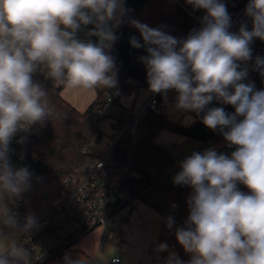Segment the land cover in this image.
I'll list each match as a JSON object with an SVG mask.
<instances>
[{"label": "clouds", "instance_id": "1", "mask_svg": "<svg viewBox=\"0 0 264 264\" xmlns=\"http://www.w3.org/2000/svg\"><path fill=\"white\" fill-rule=\"evenodd\" d=\"M186 3L206 13L186 38L132 19L143 43L135 36L129 42L147 52L140 60L149 90L165 98L175 91L176 109L203 112L201 122L235 150L229 156L209 148L181 162L173 183L191 187L192 193L176 239L190 259L171 252L165 264H264V90L245 83L248 69L241 67L252 59L253 38L264 40V0H248L244 14L252 28L242 24L238 32L230 31L222 0ZM126 11L124 0H0V264H32L29 249L15 237L30 236L39 227L31 214L21 223L8 206L30 189L33 177L28 167L11 162L14 137L55 113L48 91L33 76L40 72L69 91L115 88L110 53ZM87 25L94 26L86 35L96 42L78 37ZM255 68L264 77V58L256 57ZM214 100L235 111L207 107ZM173 223L169 217L167 227ZM158 250L167 251V244ZM64 261L85 264L70 254Z\"/></svg>", "mask_w": 264, "mask_h": 264}, {"label": "trees", "instance_id": "2", "mask_svg": "<svg viewBox=\"0 0 264 264\" xmlns=\"http://www.w3.org/2000/svg\"><path fill=\"white\" fill-rule=\"evenodd\" d=\"M124 6L127 11L123 22L115 29L118 39L110 53L115 59L118 88L96 90L95 100L81 111L64 99L61 94L63 85L55 86L50 78L52 85L49 86L47 77L42 73L33 76L48 91L49 103L55 113L42 125H34L37 135L31 136L26 142L28 152L23 156L19 152L12 151L11 154L13 165L26 166L33 173L31 187L34 192H24L16 200L26 210L41 209L43 199L46 196L55 197L66 178L80 173L100 158L89 148L93 141L100 142L102 139L101 122L105 118L103 112L110 95L112 102L117 103L121 97L133 95L135 100L143 91H150L146 68L140 60L147 52L143 47L136 49L131 46L129 41L133 36L141 43L143 41L139 31L129 21L135 19L149 27H160L177 38H186L195 28L187 12L173 0H124ZM93 27L83 26L78 37L96 42L97 37L86 35ZM207 107H223L228 113L235 111L233 106L216 100ZM203 115V112L196 114L198 119L192 125L181 126L170 121L164 114L142 113L137 136L128 131L120 137L107 165L111 184H116L132 201L139 200L149 205L161 216L159 242L173 247L176 255L186 260L190 259V255L178 243L176 230L185 226L189 215L187 200L192 189L189 186L176 189L169 183L167 175L175 166V160L155 139L162 129H169L200 139L203 148L222 136L219 131H213L201 122ZM131 117L132 114H129L112 124L116 132L112 136L113 140L118 132L124 131ZM238 188L248 192L242 184ZM115 207L120 209L117 205ZM169 217L174 220L171 228L167 227Z\"/></svg>", "mask_w": 264, "mask_h": 264}, {"label": "built area", "instance_id": "3", "mask_svg": "<svg viewBox=\"0 0 264 264\" xmlns=\"http://www.w3.org/2000/svg\"><path fill=\"white\" fill-rule=\"evenodd\" d=\"M173 1L187 12L195 28L201 26L200 18L206 14L204 10H194L190 4L186 3V0ZM222 2L225 3L232 20L230 31L238 32L242 24H247L248 30H251V18L244 14L248 0H222ZM250 47L252 59L241 62V65L248 69V76L244 82L253 83L256 90H264V77L255 68L256 57L264 58V40L253 38ZM34 75L39 76L41 73ZM108 101H112L111 95L108 97ZM144 112H151L156 115L164 114V96L149 91V96L142 106L132 113L124 131L118 132L112 147L102 151L100 158L93 165L66 178L55 197L46 196L43 199L41 209L37 211L26 210L19 200L15 201L17 205L15 213L21 218V223H23L25 216L31 214L39 224L35 233L33 230L30 236L23 235L18 240L20 244L29 249L32 264H46L96 227L102 226L106 229L113 215L133 202L130 196L122 192L116 184L110 183L107 165L113 147L120 137L128 131L137 136L138 121ZM35 135L37 132L34 125L28 132L17 133L10 145L12 151L19 152L23 156L28 152L26 142ZM21 137H26L24 143H17ZM25 192L31 194L34 192V188L30 187ZM115 205L119 206L120 209L118 210ZM47 215L51 217V220L45 219ZM181 260L188 261L186 259ZM112 262L119 264L120 258H113ZM85 264H89V262L85 261Z\"/></svg>", "mask_w": 264, "mask_h": 264}, {"label": "crops", "instance_id": "4", "mask_svg": "<svg viewBox=\"0 0 264 264\" xmlns=\"http://www.w3.org/2000/svg\"><path fill=\"white\" fill-rule=\"evenodd\" d=\"M115 88H118V80ZM61 94L64 99L81 111H84L96 98L95 96L93 99V95L90 94L87 101L88 105H83V103H79V100L77 101L76 98L70 96L67 90L65 92V87L63 88ZM130 97L134 96L131 95L129 97H121L119 101L123 102L124 99H128ZM123 103V106L128 105L129 110L131 111L133 105L130 107L129 103ZM128 107L125 108L128 109ZM131 112L133 113L135 111ZM197 119L198 118L196 116V120ZM164 135L165 132L158 134L155 140L174 157L175 166L168 173L167 180L176 189H181L185 186L174 184L173 177L181 170V162L193 152L202 153L206 149L212 148L218 153H224L230 156L231 152L235 150L234 147L230 148L227 146V141H225L223 136L202 148L203 141L200 139L180 135L177 141L171 143L172 141L165 139ZM166 140L169 141V143L166 142ZM161 221L162 218L155 209L139 200H134L125 209L113 215L107 226L108 228L111 225L108 234L106 230L107 228L103 229L100 233V238L103 240L104 236L107 235V238L111 239L115 245L121 248L123 253L121 255L122 258L132 264H165V262L161 260L160 255L166 253H161L162 251L158 250V246L161 244L158 240ZM59 256H62V254ZM113 258H120V256L116 255ZM121 262L122 259L120 258L119 264Z\"/></svg>", "mask_w": 264, "mask_h": 264}, {"label": "rangeland", "instance_id": "5", "mask_svg": "<svg viewBox=\"0 0 264 264\" xmlns=\"http://www.w3.org/2000/svg\"><path fill=\"white\" fill-rule=\"evenodd\" d=\"M40 73V72H37ZM65 88V92H66ZM69 95L76 98L77 101L79 100V103H83V105H88V97L90 94L93 95V99L96 96V90H92L89 92H82L81 90H72L69 91ZM177 93L175 91H169L167 94V97H164L165 100V113L164 115L166 118H168L170 121H172L175 124L181 125V126H190L195 120H196V114L192 111L187 110H178L175 107V100H176ZM149 96L148 91H143L140 93L137 98L134 100V97H130L128 99H124L123 102H127L130 104V107L133 105V111H137L144 101ZM134 100V101H133ZM119 102H108L107 106L104 110L105 118L101 122V131H102V139L100 142L93 141L90 144V149L92 152L101 155V151L109 149L112 147L115 140H113L112 136L115 134L114 128L112 127V124L116 122L117 119L126 117L129 114H132V112L129 110L128 105H124V103ZM90 103V102H89ZM123 103V104H122ZM125 107H128L125 108ZM165 132V139H168L169 141H172L171 143L177 141V139L180 137V135L185 136L184 134L177 133L175 131L169 130V129H162L158 134ZM157 134V135H158ZM169 141L166 140V142L169 143ZM9 208L12 210V212L15 213L17 209V205L15 202L9 201L8 202ZM19 217V216H18ZM20 222L21 218L19 217ZM45 219L47 221L51 220V217L48 215L45 216ZM111 226V225H110ZM110 226L106 229L107 234L110 230ZM38 229V228H37ZM37 229H34L33 233L37 231ZM103 227L99 226L93 229L92 231L84 234L76 243H74L71 247L66 248L62 256H56L51 261L47 262L46 264H65L64 257L66 254H70L73 258H80L83 261L89 262V264H114L112 262L114 256H120L122 259V262L120 264H132L131 262L127 261L126 259L122 258V250L119 246L115 245V243L107 238V235L104 236V240H101L100 233L103 231ZM9 229L5 228L4 232L5 234L9 233ZM23 235L16 236L15 239H21ZM165 252L166 254H161L160 258L164 262L167 260L169 254L171 252H176L173 247H168L167 251H162L161 253Z\"/></svg>", "mask_w": 264, "mask_h": 264}, {"label": "water", "instance_id": "6", "mask_svg": "<svg viewBox=\"0 0 264 264\" xmlns=\"http://www.w3.org/2000/svg\"><path fill=\"white\" fill-rule=\"evenodd\" d=\"M242 68H244V65H241ZM47 82L49 83V86L52 85L51 81H50V78H47Z\"/></svg>", "mask_w": 264, "mask_h": 264}]
</instances>
